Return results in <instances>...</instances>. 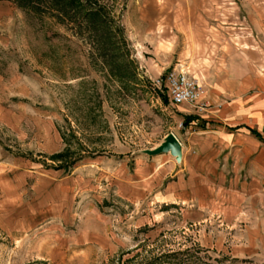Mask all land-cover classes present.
Instances as JSON below:
<instances>
[{"label":"rangeland","instance_id":"obj_1","mask_svg":"<svg viewBox=\"0 0 264 264\" xmlns=\"http://www.w3.org/2000/svg\"><path fill=\"white\" fill-rule=\"evenodd\" d=\"M99 1L124 30L132 81L67 25L0 1V264H141L186 248L193 264H264V191L214 173L209 192L182 156L144 152L173 133L192 154L201 126L156 82L183 34L156 19L174 0ZM222 4L224 26L245 22L238 0Z\"/></svg>","mask_w":264,"mask_h":264},{"label":"crops","instance_id":"obj_2","mask_svg":"<svg viewBox=\"0 0 264 264\" xmlns=\"http://www.w3.org/2000/svg\"><path fill=\"white\" fill-rule=\"evenodd\" d=\"M218 1L224 0H203L206 12L198 10L201 0H193L191 11L178 9V0L175 11H156L157 20L183 33L180 42L176 36L179 47L166 53L162 69H184L201 84L203 109L196 113L187 105L186 112L203 123L193 122L189 129L192 154H185L177 138L180 168L207 179L209 192L212 174L218 173L226 189L255 195L264 191V0H238L245 22L237 19L233 26L222 24L226 12L224 7L216 11Z\"/></svg>","mask_w":264,"mask_h":264},{"label":"trees","instance_id":"obj_3","mask_svg":"<svg viewBox=\"0 0 264 264\" xmlns=\"http://www.w3.org/2000/svg\"><path fill=\"white\" fill-rule=\"evenodd\" d=\"M1 1V0H0ZM19 7L46 14L57 22L69 27L72 34L93 46L101 64L120 79L132 81L133 66L125 57L127 42L121 25L110 14L109 9L99 0H13ZM164 92L165 88L162 86ZM160 93L164 102L166 94ZM200 120L195 115H185L182 125ZM203 122H201L202 124ZM62 153V152H61ZM58 153L53 157H60ZM190 248L159 253L147 257L141 264H193Z\"/></svg>","mask_w":264,"mask_h":264},{"label":"built area","instance_id":"obj_4","mask_svg":"<svg viewBox=\"0 0 264 264\" xmlns=\"http://www.w3.org/2000/svg\"><path fill=\"white\" fill-rule=\"evenodd\" d=\"M159 86H163L173 105L186 104L196 111L203 109L199 103L201 84L198 79L184 69H170L162 77L157 79Z\"/></svg>","mask_w":264,"mask_h":264},{"label":"water","instance_id":"obj_5","mask_svg":"<svg viewBox=\"0 0 264 264\" xmlns=\"http://www.w3.org/2000/svg\"><path fill=\"white\" fill-rule=\"evenodd\" d=\"M144 152L148 155H156L160 153H169L177 161L181 159L182 147L181 143L173 133L167 134L163 141L152 149H145Z\"/></svg>","mask_w":264,"mask_h":264}]
</instances>
